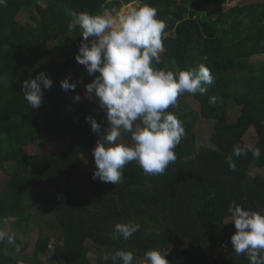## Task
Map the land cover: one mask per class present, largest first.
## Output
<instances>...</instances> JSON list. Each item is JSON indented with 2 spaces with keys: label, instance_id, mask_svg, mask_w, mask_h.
<instances>
[{
  "label": "trees",
  "instance_id": "16d2710c",
  "mask_svg": "<svg viewBox=\"0 0 264 264\" xmlns=\"http://www.w3.org/2000/svg\"><path fill=\"white\" fill-rule=\"evenodd\" d=\"M134 2L155 8L166 24L164 51L154 66L174 71L203 64L214 83L206 94L184 93L177 107L167 109L183 122L185 135L165 172L146 175L130 162L114 185L93 180L94 170L79 171L95 147L86 117L101 127L106 121L95 115L102 111L98 101L85 96L84 85L99 73L90 76L76 62L83 38L69 24L75 14L120 12ZM227 2L7 0L0 6V221L38 227L31 254L15 234L14 244L0 241V264H38L45 256L57 264H88V243L99 252L98 262L91 264H113L103 257L118 249L133 252L134 264L149 250L165 254L169 264H249L246 254L237 255L230 246L235 229L228 207L235 203L264 212V64L252 62L264 57V0L251 12L226 8ZM22 13L28 16L25 23L18 20ZM39 72L53 83L32 109L22 84ZM66 77L76 83L74 91L61 88ZM189 97L198 109L189 105ZM232 105L238 109L233 120L227 108ZM199 124L208 127L210 148L198 147ZM250 129L256 139L252 148L243 140ZM59 140L67 147L58 153L25 150ZM237 145L247 155L232 157L233 171L226 157ZM116 223L141 227L128 240L113 239ZM52 232L57 236L51 244Z\"/></svg>",
  "mask_w": 264,
  "mask_h": 264
},
{
  "label": "clouds",
  "instance_id": "9594fccd",
  "mask_svg": "<svg viewBox=\"0 0 264 264\" xmlns=\"http://www.w3.org/2000/svg\"><path fill=\"white\" fill-rule=\"evenodd\" d=\"M7 0H0L6 6ZM80 29L82 41L75 60L84 66L94 79L84 85L85 96L98 101L107 120L105 134L92 150L95 170L92 179L117 184L123 168L135 162L146 175H161L177 159L174 149L185 135L183 122L168 112L177 107V99L184 93L206 94L207 86L214 83L210 69L203 64L187 70H163L154 66L164 51L162 34L166 24L157 19V11L148 4L129 6L124 12H104L98 15L75 14L69 30ZM91 38V39H90ZM52 80L44 72L22 84L24 99L30 108H38L44 90L52 87ZM63 90H75L70 77L60 81ZM74 101L81 97L74 95ZM214 104L215 98L209 97ZM91 131L99 134L101 124L86 117ZM124 133L130 134L131 143H122ZM247 155V149L234 146L226 157L231 170L236 165L233 156ZM234 233L230 246L237 254H246L249 264H264V212L245 209L235 203L228 207ZM139 223H116L113 239L128 240L140 230ZM14 244V234L0 231V241ZM17 251L19 247L16 246ZM158 250L146 251L140 264H169ZM113 264H134L131 251L116 250L109 257Z\"/></svg>",
  "mask_w": 264,
  "mask_h": 264
},
{
  "label": "rangeland",
  "instance_id": "374dc122",
  "mask_svg": "<svg viewBox=\"0 0 264 264\" xmlns=\"http://www.w3.org/2000/svg\"><path fill=\"white\" fill-rule=\"evenodd\" d=\"M262 0H228V2L226 3L225 7H233V6H239L243 12H251L253 11L257 5L261 2ZM129 6H139V3L134 2L131 3ZM128 6V7H129ZM127 6L123 7L120 12H124L127 10L128 8ZM18 20L22 23H25L26 20H28V16L27 14H20L18 16ZM252 62H261L264 64V57H255L252 59ZM81 83H78V85ZM80 86V85H79ZM223 98V96H222ZM188 103L189 105L194 108V109H198V104L196 102L193 101L192 97L188 98ZM228 111L230 114V118L231 120H233V118L236 116V113L238 112V109L236 108V106H228ZM68 112V111H67ZM67 112H65V116H69V114H67ZM95 115L97 116H104L103 111H97L95 112ZM105 125L103 127H101V132L99 134L94 133V138H95V146L98 143V141L100 140L101 136L105 134V130L107 129V120L105 118ZM207 130L208 127L206 125L203 124H199L197 127V135L198 136V147L200 148H210V144L208 141V134H207ZM244 142L246 145H248L250 148L254 147L256 144V139L254 137V131L252 129H250L246 136L243 138ZM122 143H127L130 144L131 143V139H130V134L128 133H124L121 137V141ZM67 142L65 140H59L55 143L52 144H45V143H41L38 142L36 144H32L28 147L25 148L26 152L29 155H33L35 153H37L38 151H40L41 153H58L61 151H64L67 147ZM83 167L79 170L81 172H89V171H93L95 170V164H94V159L92 156V152L87 154L86 156H84V161H83ZM257 173V171H252V174L255 175ZM262 174H264V171L261 172ZM49 223L51 224L52 222L49 221ZM0 231H4L8 234H15L17 236V238H20L21 240L25 241L27 244H29V249L27 251V253L31 254L32 249L34 248L37 239H38V227L36 225H29L28 227H25L23 225H19L17 226V224H15L14 220H6V221H0ZM46 233H49V229L48 227H46L45 229ZM56 234L55 232H52V239H51V244L52 242L55 241L56 239ZM186 244H188L187 241H184L183 245L186 246ZM53 246V245H51ZM89 252L87 255V262L88 264L91 263H97L99 260V252L97 250L96 247H94L93 245H89V243L87 244ZM187 247V246H186ZM50 255H52V252H49ZM25 264H29V263H25ZM38 264H57L56 260L52 257H43L42 258V262H39Z\"/></svg>",
  "mask_w": 264,
  "mask_h": 264
}]
</instances>
